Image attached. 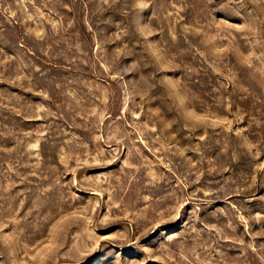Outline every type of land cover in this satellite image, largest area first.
Here are the masks:
<instances>
[{
    "label": "rangeland",
    "instance_id": "obj_1",
    "mask_svg": "<svg viewBox=\"0 0 264 264\" xmlns=\"http://www.w3.org/2000/svg\"><path fill=\"white\" fill-rule=\"evenodd\" d=\"M0 264H264V0H0Z\"/></svg>",
    "mask_w": 264,
    "mask_h": 264
}]
</instances>
